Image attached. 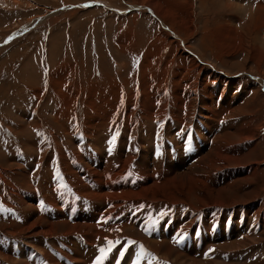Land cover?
I'll list each match as a JSON object with an SVG mask.
<instances>
[{
	"label": "rangeland",
	"instance_id": "1",
	"mask_svg": "<svg viewBox=\"0 0 264 264\" xmlns=\"http://www.w3.org/2000/svg\"><path fill=\"white\" fill-rule=\"evenodd\" d=\"M147 3L143 0H0V249L2 255L7 252L4 249L14 248L12 255L17 257L15 251L32 247L34 241L37 242L36 245L38 242L40 244L48 242L49 249L53 253L57 252L58 244L67 245L68 239L64 236L54 235L52 239L48 237L32 239L29 238L30 234H19V227H26L27 224L33 223L41 212L44 219H41L42 223L38 225L44 229L50 226L56 227L57 223L64 224L61 215L69 214L75 218L91 215V213L79 211L82 204L86 207L89 203H85L80 196L75 198L71 193L70 195L66 193L72 186L68 185L66 174L59 170L61 167L58 166V162L62 155L60 153L65 147L67 148L65 154H71L72 150L66 143L65 135L62 136L60 129L53 124L55 110L53 112L49 110L56 104L55 96L52 99L55 95L53 90L58 89L54 88V80L63 79L67 83V88L61 90L64 93L68 91V88L74 91L82 88L77 100L75 99V109H73L80 124L76 138L80 142L85 134L82 123L86 113L81 99L89 93L88 87L95 85L97 88L101 84L99 83L101 79L105 77H116V82H121L123 79L128 80L132 75L138 76L146 50L151 52L154 59L158 60L161 57L162 42L154 46L149 45L147 49L149 38L152 40L158 34V27L162 25L150 12L148 6L147 8L137 7ZM155 3L165 8L168 5L174 6L176 3L180 5L177 9V17L185 20L192 32L188 35L190 39L182 33L186 41L185 46L195 50L203 62L214 66L219 72L237 76L244 85L259 84L253 75L256 70H260L258 74L264 78V0H157ZM133 6L137 8L131 9ZM129 27L135 31L137 41L140 42H137L136 48L130 50L131 54H124L116 49L114 41ZM183 43L181 42L182 45ZM259 52L261 54L250 58L251 55L254 56ZM168 54L167 49L165 56ZM200 58H197V61ZM175 64L170 68L171 72L176 67L183 68L179 60ZM123 69H127L128 73L119 76ZM252 91L249 95L257 113L254 118L257 119L254 122L256 127L260 122L264 123V97ZM261 92L263 93V90ZM56 110H59V105ZM35 119L40 125L35 122ZM124 120L123 114L112 131L103 135L109 139L107 147L102 148L98 145L96 150L94 146L82 142L84 145L80 144L79 149L81 148L84 158L89 160L92 158L100 162L108 154L109 158L111 157L110 165L114 168L117 164V144L125 132ZM61 124L73 127L75 122L64 121L59 123ZM172 129L176 133L175 129ZM260 135H264V129L259 132L258 136ZM113 137H115L114 141ZM256 162L261 163V171L253 181H237L233 192L225 195L227 204L235 198V193L239 195V199L246 198L248 201L261 198L260 194H264L263 144H259L253 157L245 166ZM73 169L79 171V162ZM129 170L131 171L132 167ZM26 177H29L27 182L31 181L33 187L36 184L39 187L36 190L38 200L29 206L30 210H33L29 214H27L28 207H22L19 203L31 194L27 192L28 187H25ZM40 177H43L42 181ZM14 185L23 191L20 192L22 197L20 200L11 190L15 187ZM55 186L61 191L53 195L52 190ZM7 198L12 199L10 203ZM74 199L76 209L72 206ZM193 206L198 209L192 207L188 209L181 205L171 209L164 203L146 206L144 203L135 204L125 201L118 205L116 217L113 219L116 229H111L95 247L87 244L79 245L75 237L74 240L79 246L74 253L80 259L79 264H83V260L89 258H93L96 264H114V258L122 251L124 254L121 260H125L127 255L130 256L137 250L141 253L139 260L144 264H181L182 261L188 264H264V224L257 231L255 226L257 219L262 217L264 205L260 207L257 215L250 214L252 212L249 211L250 205L231 210L236 211V217L225 216L227 219L241 221L244 215H248L246 234L252 239L248 244L246 241L242 245L243 249L229 248L225 252L219 246L223 243V236L226 235L225 239L228 242L233 232L229 230L227 234L226 228L222 231L218 228L211 232L205 227L208 222L206 218L211 215V211L214 210L216 224L222 218L225 208L217 207L212 210L198 204ZM140 207H144L146 211L143 217L147 221L145 224L140 220L139 214L134 213ZM185 213L190 214L187 218L196 213V221L184 228L182 236L175 237L176 241H170L175 245L171 246L172 254L167 252L168 243L164 244L160 250L163 256L160 254L158 256L157 252H148L139 246L146 238L160 241V232L168 237L169 231H175L179 224L187 223V221L183 222ZM22 216L26 222L22 221ZM19 217H21L20 220ZM129 217H131L132 225L124 227L123 225L127 222L123 220ZM110 221L111 218L103 222L107 225ZM69 226L72 224L67 223V227ZM253 226H255L254 229ZM59 227L61 228L58 230L59 234L68 229L63 225ZM198 228L200 230L197 240L203 238L202 240L209 245L203 249L202 246L196 245L195 250L201 254L193 255L190 259L188 258L189 260H178V255L189 249L188 244L182 246L186 244V242L182 243L183 236L187 231ZM163 229H165L164 232H162ZM91 230L95 232V228ZM12 232L16 235L9 234ZM245 232L244 229L242 233ZM202 245L205 244L202 242ZM92 249H98V251L93 252ZM101 249L104 251L101 252ZM166 253L170 254V258H167ZM137 255L138 253H135L132 257ZM232 258L236 261H230Z\"/></svg>",
	"mask_w": 264,
	"mask_h": 264
},
{
	"label": "bare ground",
	"instance_id": "2",
	"mask_svg": "<svg viewBox=\"0 0 264 264\" xmlns=\"http://www.w3.org/2000/svg\"><path fill=\"white\" fill-rule=\"evenodd\" d=\"M155 1L157 0H143L147 5L136 6L138 8L148 6L150 12L162 24L158 27V34L152 40L149 38L148 46L146 45L148 49L149 45L154 46L162 42L161 57L158 60L154 59L151 52L146 50L138 76L131 74V78L123 79L121 82L117 81L119 83L116 82V77H105L103 80L101 79L99 82L101 84L97 88L95 85L88 87L89 93L81 99L82 107L86 113L82 123L85 134L80 142L76 139L80 124L73 109H75V99L78 98L82 88L76 89V91L68 88V91L66 90L64 93L61 90L67 88V83L63 79L54 80V88L58 89L53 90L55 95L52 96V99L55 96L56 104L49 110L52 112L55 110L53 124L60 129L62 136L65 135L66 143L72 150L71 154H65L67 151L65 147L64 151L59 152L62 154L58 162V166L61 167L59 170L66 174L68 185H71V189L74 190L71 192L70 189L66 193L68 195L71 193L75 198L80 196L85 203H89L86 207L82 204L79 211L88 212L91 215L77 218L69 214L61 215L64 224L57 223L56 227L50 226L44 229L38 225L42 223L41 219H44L42 212L39 213L40 215L34 222L28 220L33 223L27 224L26 227H19V234H30L29 238L32 239L39 237L52 239L54 235L64 236L68 239L67 245L58 244L57 252L53 253L49 249L48 242L44 244L38 242L36 245L37 242L34 241L32 247L20 248L19 251H15L17 257L12 255L14 248H3L7 252L2 255L0 249V264H79L80 259L74 253L77 251L76 247L81 244L95 247L99 240L108 235L111 229H116L113 219L116 217L118 205L125 201L135 204L144 203L146 206L164 203L171 209L178 205L188 209L197 208L193 206L194 204L212 210L224 207L222 218L216 224L214 210L206 218L208 222L205 224V227L211 232L218 228L221 231L226 228L227 234L229 230L233 232V236L229 237L228 242L225 239L226 235L223 236V243L219 247L224 252L229 248L243 249L242 245L246 241L248 244L252 240L246 234L248 215H244L245 217L241 221H236L233 218L227 219L225 216L236 217V211L231 210L250 205L249 211H252L250 214L257 215L260 212V207L264 205V194H260L261 198L248 201L246 198L239 199V195L235 193V198L230 204H227L225 195L233 192L237 181H253L261 171L260 162L245 165L251 160L259 144L264 146V135L258 136L259 132L264 129V123L260 122L255 127L254 122L257 119L254 118L257 113L249 95L252 88H255L252 93L264 97V78L259 76L260 70H256L253 75L258 80L259 87L256 84L248 85L249 83L244 85L237 76L219 72L214 66L203 62L195 50L185 46L186 41L182 37V33H185L189 38L188 35L192 32L185 20L177 17V9L180 5L176 3L174 6L168 5L165 8ZM137 42L140 41H137L135 31L129 27L116 37L114 45L122 53L131 54L130 50L136 48ZM181 42L185 44L182 45ZM167 49L169 54L165 56ZM259 54L261 52L254 56L251 55L250 58ZM138 56L140 57V55ZM197 58H200L199 61ZM177 60L183 68L179 66L171 72L170 68ZM125 73H128L127 69L122 71L119 76ZM62 85L64 87L60 88ZM57 105H59V110H56ZM123 114L125 132L117 144L116 166L113 168V165H110L111 157L109 158L108 154L100 162L92 158L90 160L84 158L81 148L79 149L80 144L92 145L96 150L98 145L99 147L101 145L102 148L107 147L109 139L103 135L112 131ZM29 120L32 121V119ZM64 121L75 122V124L73 127H68L65 124L59 125ZM35 122L40 125L36 119ZM113 145L110 147L111 149ZM76 146L77 148H75ZM78 162L80 169L75 171L73 167L76 168ZM130 167H132L131 171ZM17 173L19 174V170ZM28 178L25 179V187H28L27 192L31 194L24 197L22 202L19 201L20 206L28 207L27 214L33 211L29 206L37 202L36 190L39 188L38 184L33 187L31 181L27 182ZM42 178L40 177L41 181ZM14 186L11 190L20 200L22 198L20 192L23 191L16 185ZM60 191L61 189L55 186L52 194ZM262 199L263 202H261ZM8 200L10 203L12 199ZM72 206L76 209L75 199ZM143 208H138L134 213L139 214L140 220L145 224L147 221L143 217L146 211ZM188 215L190 214H186L183 218V222L187 221V223L179 224L176 232L169 231L168 237L163 236L160 232V241L146 238L139 246L148 252H157L158 256L159 254L163 256L160 250L164 244L168 243L169 249L166 251L172 254L171 246L175 245L170 241L175 240V237L178 238L179 235L182 236L184 228L196 221V213L187 218ZM110 218L111 221L106 225L103 221ZM20 219L21 217H19ZM22 221L26 222L23 216ZM123 222L129 224L123 225L124 227L132 225L131 217L126 218ZM67 223L72 226L67 227ZM255 223L257 231L264 224V211L262 217H259ZM62 225L68 229L59 234L58 230L61 229L59 226ZM255 226L252 228L254 229ZM93 228H95V232L91 230ZM244 229L246 232L242 233ZM199 230L200 228L185 233L182 243L186 242V244L182 246L188 244L189 249L179 254L178 260L190 259L193 255L201 254L195 250L196 245L202 246V249L209 245L208 242L203 241V238L197 240ZM9 234L16 235L15 232ZM32 235L33 237H31ZM241 236L243 237L240 238ZM75 237L78 239L79 245L75 242ZM202 242L205 244L204 246ZM91 251L97 252L98 249ZM135 253H138L137 257H132ZM168 253H166L167 258L170 256ZM133 254L127 255L125 260L123 258L121 260V255H118L114 258V264H144L139 260L141 253L138 250ZM136 260L138 261L136 262ZM230 261H236V259L232 258ZM83 264L96 263L93 258H89L83 260ZM181 264L188 263L182 261Z\"/></svg>",
	"mask_w": 264,
	"mask_h": 264
},
{
	"label": "snow or ice",
	"instance_id": "3",
	"mask_svg": "<svg viewBox=\"0 0 264 264\" xmlns=\"http://www.w3.org/2000/svg\"><path fill=\"white\" fill-rule=\"evenodd\" d=\"M114 140H115V137H113V141H114ZM133 243H134V242H133ZM103 251H104V249H101V252H103ZM123 254H124V253H123V251H122V252L120 253V255L123 256Z\"/></svg>",
	"mask_w": 264,
	"mask_h": 264
}]
</instances>
